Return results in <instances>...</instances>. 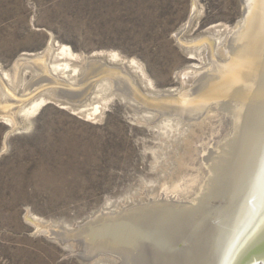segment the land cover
<instances>
[{"label": "rangeland", "instance_id": "374dc122", "mask_svg": "<svg viewBox=\"0 0 264 264\" xmlns=\"http://www.w3.org/2000/svg\"><path fill=\"white\" fill-rule=\"evenodd\" d=\"M257 4L0 0V67L10 76L0 78V264H146L151 203L191 204L209 161L240 133L256 74L243 92L224 97L218 86L239 67L248 22L264 26ZM214 23L228 31L219 40L204 34ZM197 51L204 60L191 59ZM24 52L40 58L17 64ZM53 56L74 79L50 72ZM130 60L161 94L123 66ZM38 99L37 111L19 114ZM135 223L144 234L133 232V247L116 249L100 232L110 224L130 234Z\"/></svg>", "mask_w": 264, "mask_h": 264}, {"label": "bare ground", "instance_id": "6f19581e", "mask_svg": "<svg viewBox=\"0 0 264 264\" xmlns=\"http://www.w3.org/2000/svg\"><path fill=\"white\" fill-rule=\"evenodd\" d=\"M256 6L258 11H261L259 14H264V0H259V4ZM249 13L251 14V12ZM250 16L252 17V15ZM261 17H263V15ZM251 19L249 18V20ZM262 22H264V20H262ZM248 23V31H245L244 46L242 47L243 57L239 60V67L236 65V72H233L232 70L231 73H228L218 86L220 87V90H218L219 93H221V96H224L227 92L229 93L228 89L231 90L234 86L235 89L231 92L234 93L235 90L243 92L242 90L245 91L244 88L248 86L246 85V80L250 78V76L247 77L248 73L255 72L256 74V86L251 83L250 79L252 78H250V82H248V84L251 83L253 85H251L252 87H248V89H253L255 87L251 93H249L251 90H248L249 92L247 94H250V96L246 98V92L244 96L241 95L243 98H246L243 102L244 105L240 103V105L245 108L243 107L241 109L239 106L240 110L237 109L238 114H240V117L238 118L239 123H242L240 133L238 131L239 135H235L232 140L233 142L224 146V152L222 153L220 151L222 154L220 153L221 155H218L216 157L217 159L214 158L209 161V164L207 163L208 171L205 174V179L207 178V180H204L206 181V184H201L202 187L197 191L198 195L197 193H194V195L196 194L197 196L193 198L194 200H192L191 204L186 205L182 202L183 204L178 205V203H176L177 205L173 206L167 201L163 202V200L162 202H158V204L157 202L156 204L151 203V207L146 210L148 212L146 215H148L149 218L147 217L148 220H145L148 221L146 229L149 234L148 237L151 245L149 250L151 251L150 253L152 254V257L147 258L146 264H244L243 261L248 252L258 246L262 248L261 251L257 253L254 258H251V261L249 262H252V264H264V26L260 25V20H258V23H254V21L253 23ZM204 30V34L216 36L218 40L221 36L226 35L228 32L226 31L227 29L220 23H214ZM260 42L263 43V45ZM60 50L65 51L64 49ZM42 54H46L43 56L45 59L52 57L47 50ZM189 54L193 55L191 56V59L196 57L198 60L202 59L200 51H197L196 54L189 52ZM34 58H40V55L24 52L16 62L18 64L21 63L20 61L33 60ZM54 58L56 59L54 56L51 59L52 65L50 67V72L55 74L59 79L65 77L69 80L74 79L73 73L75 71L67 73L66 68L68 65L66 64L64 65L65 69L63 67L60 69V64H57L54 61ZM105 59L109 62H113L119 60L120 58L118 59L116 54H109L105 57ZM125 63H123V66L127 69L129 68L131 73L139 78L138 80L145 83V88L148 89L147 92L149 91L161 94V92L156 91L155 88H153L152 83L150 82L151 80H147L148 78L145 77L142 68H140L139 65L138 67L134 60H130L127 61L126 64ZM195 68H197L196 65H189V69L194 70ZM226 69L224 68L223 70L226 71ZM0 78H2V80H7L8 83L10 82L9 74H7L1 67ZM172 91L173 90L171 89H166L164 94L171 93ZM231 99L233 100V97ZM36 101L31 102L29 106L24 107L19 114L21 115L23 113V115H30L31 113L37 111L44 103V100L41 99L39 101L38 99V101ZM79 110L81 114H84L82 109ZM97 110V108H94L93 112L89 110L91 112H88V115L92 116ZM5 120L9 124H14V122H16L10 117L5 118ZM239 129L237 128V130ZM174 202L171 203L173 204ZM141 222L137 223L138 226L136 223V225L134 224L135 227L134 225L132 226L133 231L130 234H127L129 231L125 232L126 230L124 229V226H120L117 233V231H114L115 227H112V229L109 228L111 227L110 224L102 226L104 232H102V227L100 232L101 234H104L105 238L103 237V239L106 240L109 237H116L114 238L113 244H108L110 246H117L116 249H121V247L124 249L127 245H130L131 247V244L133 247L134 243H139V236L131 235H133V232H136V234L140 233H137L136 226L140 227L139 225ZM129 228L130 227H128V229ZM141 234H144V232ZM136 250L138 249H135V251ZM130 252L131 251L129 250V254H131ZM138 252L139 251H137V254L140 253ZM135 254L136 253H134L133 256ZM141 254L136 256H140L139 258H142ZM130 261H133V259Z\"/></svg>", "mask_w": 264, "mask_h": 264}, {"label": "water", "instance_id": "95a60500", "mask_svg": "<svg viewBox=\"0 0 264 264\" xmlns=\"http://www.w3.org/2000/svg\"><path fill=\"white\" fill-rule=\"evenodd\" d=\"M261 247H255V248H253L250 252H248V254H247V256H246V258L244 259V264H248V263H251L252 264V262H249V261H251V258H254L256 255H257V253H259L260 251H261Z\"/></svg>", "mask_w": 264, "mask_h": 264}]
</instances>
